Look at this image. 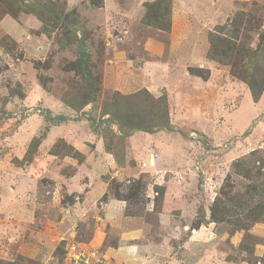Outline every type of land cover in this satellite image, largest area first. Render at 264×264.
Instances as JSON below:
<instances>
[{
    "label": "rangeland",
    "instance_id": "obj_1",
    "mask_svg": "<svg viewBox=\"0 0 264 264\" xmlns=\"http://www.w3.org/2000/svg\"><path fill=\"white\" fill-rule=\"evenodd\" d=\"M152 1L0 0V264H264V94L210 37L225 29L248 60L264 0H171L170 32L143 22ZM81 59L99 99L77 112ZM145 90L174 132L122 139L104 103Z\"/></svg>",
    "mask_w": 264,
    "mask_h": 264
},
{
    "label": "trees",
    "instance_id": "obj_2",
    "mask_svg": "<svg viewBox=\"0 0 264 264\" xmlns=\"http://www.w3.org/2000/svg\"><path fill=\"white\" fill-rule=\"evenodd\" d=\"M147 8V13L143 18V22L156 29L170 32L172 26L171 20V0H156L148 2L145 4ZM24 11L23 6L17 7L16 12ZM36 16L40 18L47 29L49 23H53V26H58L62 22L61 12L54 9L52 4H44L35 12ZM225 29H218L217 32H212L210 34L211 41H213V47L211 49V58L220 62L224 65H230L233 69V75H238L242 80L248 83L252 96L256 102L260 101L262 95L264 94V47L259 50H255V54H250L247 58L235 57V53L239 52L237 43L233 40V37H229L224 33ZM75 33L71 34L77 41H83L77 38V31L74 29ZM235 38L238 36L234 33ZM222 43L221 48L216 44ZM83 44V43H80ZM83 46V45H82ZM84 55V54H83ZM85 60L81 59L79 65L82 73L85 76L83 81L84 89H79L78 93L74 97L69 98L66 104L77 112H81L82 108L87 105H93L98 99V90L96 88L98 82L90 74L88 66L85 65ZM247 62H249L247 64ZM141 96V98H140ZM89 97L88 100H84ZM102 118L108 116L110 123H114L119 126L122 134H120L122 139L132 137L138 132L156 134L162 131L174 132V128L171 126L169 107L166 96L155 98L147 90L134 94L132 96H121L120 99L107 101L104 103L102 110ZM61 121L66 119L59 117ZM112 131H110L111 133ZM107 138V136H106ZM105 140V139H104ZM36 140H34L35 142ZM35 148V145L32 144ZM63 147H67L72 151L70 155L74 154L75 148L73 146L63 144ZM79 157L83 155L76 151ZM81 155V156H80ZM84 159V157H83ZM261 188V187H260ZM256 188V192L260 197V202L257 203L252 211L264 213V187L262 190ZM161 198L164 196L165 188L160 190ZM230 208H227V210Z\"/></svg>",
    "mask_w": 264,
    "mask_h": 264
},
{
    "label": "crops",
    "instance_id": "obj_3",
    "mask_svg": "<svg viewBox=\"0 0 264 264\" xmlns=\"http://www.w3.org/2000/svg\"><path fill=\"white\" fill-rule=\"evenodd\" d=\"M64 127H67V128H69V127H71L70 125H67V124H62L61 126H59L58 127V129L60 130V129H63ZM57 129V128H56ZM55 128L54 129H52V131L50 132V136H51V134H54V133H57V130H56ZM138 133H143V132H138ZM137 134V133H136ZM145 134H147V133H145ZM135 135V134H134ZM63 137H65L64 135H63ZM148 137H156L155 135H148ZM200 234H201V232L199 233H197V234H195V235H193V234H191V236L190 237H196V236H200ZM147 236H148V234H147ZM141 244H142V242H140ZM129 251H131V250H129ZM150 256V255H149ZM170 256H176L175 255V252H173V253H171V255ZM177 257V256H176ZM131 258V257H130ZM178 258V257H177ZM171 261H172V259H170L169 261H166V262H164L163 264H170L171 263ZM150 263V262H149ZM148 263V264H149ZM159 263H160V261H159ZM161 264V263H160Z\"/></svg>",
    "mask_w": 264,
    "mask_h": 264
},
{
    "label": "clouds",
    "instance_id": "obj_4",
    "mask_svg": "<svg viewBox=\"0 0 264 264\" xmlns=\"http://www.w3.org/2000/svg\"><path fill=\"white\" fill-rule=\"evenodd\" d=\"M151 165V164H150Z\"/></svg>",
    "mask_w": 264,
    "mask_h": 264
}]
</instances>
